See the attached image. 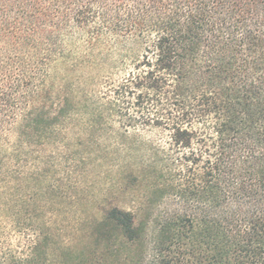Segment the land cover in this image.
<instances>
[{"label":"trees","instance_id":"16d2710c","mask_svg":"<svg viewBox=\"0 0 264 264\" xmlns=\"http://www.w3.org/2000/svg\"><path fill=\"white\" fill-rule=\"evenodd\" d=\"M38 263L264 264V0H0V264Z\"/></svg>","mask_w":264,"mask_h":264},{"label":"rangeland","instance_id":"374dc122","mask_svg":"<svg viewBox=\"0 0 264 264\" xmlns=\"http://www.w3.org/2000/svg\"><path fill=\"white\" fill-rule=\"evenodd\" d=\"M106 173L107 171H105V169H96L92 171V175L95 177V183H92L91 190L95 193L96 199L105 200L119 205L120 207L137 211L141 218L148 215L150 217H154L159 213L155 205L151 204L152 199L146 202L144 195L147 193V191L145 189L137 187L134 184H131L128 187H121L116 182L118 177L116 172H111V175ZM113 173L114 176H112ZM162 206L163 207H161V210H172L174 208L170 200H167ZM140 207L143 208V211L141 212ZM79 217L81 219L79 221L81 226L80 231L76 235H70L66 238H63L62 241L54 245L53 250L56 253H60V250H58L60 247L63 248L71 246L76 248L75 250H79L87 245L85 235L88 234L92 228L90 223L87 221L85 222L84 215H81L80 213ZM154 232V229H150L147 240L143 241V243L140 245L133 247L132 251L140 253L145 249L151 248V239H153ZM115 242L117 243L116 246L118 247V250L121 251L122 255L126 254V251H124V246L120 244L119 239H117Z\"/></svg>","mask_w":264,"mask_h":264}]
</instances>
